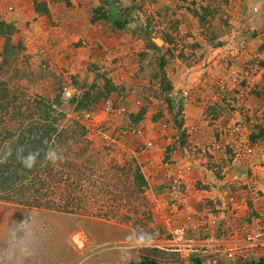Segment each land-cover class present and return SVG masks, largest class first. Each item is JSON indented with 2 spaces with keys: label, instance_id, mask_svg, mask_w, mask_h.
Segmentation results:
<instances>
[{
  "label": "rangeland",
  "instance_id": "rangeland-1",
  "mask_svg": "<svg viewBox=\"0 0 264 264\" xmlns=\"http://www.w3.org/2000/svg\"><path fill=\"white\" fill-rule=\"evenodd\" d=\"M138 2L139 11L146 4L151 6L166 29L182 24L181 19L188 16V21L199 24L193 36L198 40L212 34L220 36V41L229 39L233 49L264 54V30L259 27L264 21V0H181L166 11L157 0ZM179 10L182 13H176ZM11 36L0 35L5 41ZM7 50L10 56L11 48ZM10 57L0 61V105L11 103L14 109L1 117L10 123L37 119L46 108L52 113L58 135L51 136L52 145L44 151L50 170L46 185L51 199L62 201L70 213L0 202V264H139L142 260L180 264L177 257L147 245L156 237L140 193L139 175L121 145L111 142L123 138L122 131L137 127L132 118L125 121L124 104L119 106L124 108L123 115L108 117L105 126L88 133L77 114L87 107L99 109L102 103H75L77 110H73L71 103L60 98L58 103H44L28 96L15 84L18 77L7 75L13 63ZM255 60L264 68L260 56L248 64ZM239 64L234 60L231 68L237 70ZM138 128L143 132V127Z\"/></svg>",
  "mask_w": 264,
  "mask_h": 264
},
{
  "label": "built area",
  "instance_id": "built-area-1",
  "mask_svg": "<svg viewBox=\"0 0 264 264\" xmlns=\"http://www.w3.org/2000/svg\"><path fill=\"white\" fill-rule=\"evenodd\" d=\"M5 12H12V7L6 6ZM139 13L150 24V31L165 26L157 24L159 17L149 5ZM228 41H220L219 51L212 49L201 57L186 58L189 69L199 65L195 85L179 89L168 85L161 92L165 105L174 107L176 114L172 123L162 119L155 126L156 138L164 142L160 149H155L154 138H146L138 127L122 131L121 139L111 140L126 151L141 179L140 193L156 237L147 245L177 257L183 264L191 259L192 264H223L235 258L247 264L251 263L246 260L251 251L264 247L260 222L250 225L239 217L251 210L243 193L252 195L253 201L264 196V133L253 129L256 118L263 116L259 112L252 115L241 105L255 91L254 80H259L263 69L257 60L248 64L257 59V53L251 54L244 47L233 49ZM234 60L240 62L237 70L231 68ZM227 64L228 72L217 75L216 66ZM41 68L46 67L41 64ZM65 76L67 81L58 89L64 103L71 97L68 87L72 84L70 76ZM122 101L121 92L113 100L104 97L99 109L80 110L77 119L90 133L105 126L108 117L123 115L124 108L119 107ZM194 103L202 106L201 120L208 129V140L202 145L191 139L198 127L183 122L184 108ZM229 114L236 119L222 125ZM239 167L242 173H235Z\"/></svg>",
  "mask_w": 264,
  "mask_h": 264
},
{
  "label": "crops",
  "instance_id": "crops-1",
  "mask_svg": "<svg viewBox=\"0 0 264 264\" xmlns=\"http://www.w3.org/2000/svg\"><path fill=\"white\" fill-rule=\"evenodd\" d=\"M157 1L166 11L181 0ZM138 5V0H5L0 4V22L10 24L14 31L7 42L0 37V61L11 56L13 63L7 75L18 77L15 84L19 89L44 103H58V89L60 83L67 81L65 75L70 76L72 83L68 87L71 97L66 103H71L73 110L82 103H101L104 97L113 100L121 92L125 121L140 114L135 125L143 127L145 137H153L155 149H160L164 142L156 138L154 125L162 119L172 123L175 119L172 111L176 109L170 111L171 105L167 108L160 105L164 102L159 78L163 77L174 89L195 85L199 65L189 69L186 58L201 57L212 49L221 50L220 36L211 34L201 41L193 37L199 24L188 21V16L181 19L182 24L175 23L168 29L161 26L152 32L150 24L141 18ZM6 6H11L12 12L6 13ZM158 21L160 25L162 20ZM259 27L264 30V21ZM8 48L12 51L10 56ZM257 56L264 58V54ZM41 64L46 68L42 69ZM262 69L259 80H254L255 91L241 103L252 115L259 112L263 116L256 118L254 131H264ZM214 71L217 75L228 72L223 66H216ZM202 113L199 103L187 105L183 110L184 125H196L199 129L191 138L198 145L208 140ZM234 119L235 115H225L221 124L227 125ZM157 155L155 151L154 156ZM233 171L242 173V168ZM243 199L251 210L239 215L240 220L250 225L259 221L264 229V196L253 201L252 195L243 193ZM246 260L251 261L247 264H264V247L252 250ZM189 262L192 264V259ZM223 264H245V261L235 258Z\"/></svg>",
  "mask_w": 264,
  "mask_h": 264
},
{
  "label": "trees",
  "instance_id": "trees-1",
  "mask_svg": "<svg viewBox=\"0 0 264 264\" xmlns=\"http://www.w3.org/2000/svg\"><path fill=\"white\" fill-rule=\"evenodd\" d=\"M13 31L14 28L10 24L0 22V35L9 36ZM159 82L162 90L168 88L162 77L159 78ZM13 109L11 103L0 105V202L70 213L66 205H61L62 201L51 199L52 191H48L46 185L50 170L44 151L52 145V142H48L51 136L58 135L52 113L46 108L44 116L37 119L4 122L1 115L4 116L5 111ZM139 116L140 114L129 119L132 118L131 121L136 122ZM29 156L34 159L28 161ZM138 180L141 184L140 177ZM139 264L155 263L142 260Z\"/></svg>",
  "mask_w": 264,
  "mask_h": 264
},
{
  "label": "clouds",
  "instance_id": "clouds-1",
  "mask_svg": "<svg viewBox=\"0 0 264 264\" xmlns=\"http://www.w3.org/2000/svg\"><path fill=\"white\" fill-rule=\"evenodd\" d=\"M33 159H34V157H32V156H29V157H28V161H31V160H33ZM53 159H55V157H53ZM28 161H26V163H27ZM29 166H30V164H29Z\"/></svg>",
  "mask_w": 264,
  "mask_h": 264
}]
</instances>
